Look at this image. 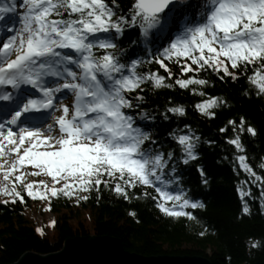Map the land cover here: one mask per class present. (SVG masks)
<instances>
[{"label":"snow or ice","instance_id":"obj_1","mask_svg":"<svg viewBox=\"0 0 264 264\" xmlns=\"http://www.w3.org/2000/svg\"><path fill=\"white\" fill-rule=\"evenodd\" d=\"M185 2L180 0L181 4ZM171 3L172 0H133L127 13L116 15V0H111V4L108 0H0V18L15 14L19 24L12 27V34L5 32L0 36V86L19 89L21 85H31L41 94L23 99L7 127L0 123V156H11V166L0 161V193L9 196L13 203H23L25 196L17 190L18 184L27 197L41 199L49 194L77 195L75 190L99 192L103 186L129 200V189L147 186L158 194L152 197L156 207L168 216L191 218L193 214L184 211L185 206L204 207L199 200L185 198L182 191L167 190L173 183L172 179L163 178L167 161L159 150L153 149L149 132L135 126L133 115L126 111L143 99L138 91L142 82L169 88L173 83H168L158 70L137 72L136 66L142 63L139 58L122 62L119 57L123 49L117 48L115 39L134 25L147 35V29L161 24L162 14ZM196 15L198 19L186 24L153 61L167 77H173V72L166 60L174 62L179 73H187L186 78L177 75L174 79L181 88L209 83L191 73L211 69L220 80L227 76L235 81L238 74L246 75L264 95V0H203ZM136 42L134 39L126 46ZM63 49L72 52L65 53ZM46 77L56 80L48 86ZM61 90L72 93L73 98L70 104L56 105L61 112L53 124L35 127L20 120L23 113L32 109L52 107L54 95ZM134 91L135 97L130 95ZM0 99L10 100L12 95L5 91ZM224 102L210 96L195 107L212 117L211 109ZM167 111L183 114L185 109L174 106ZM139 115L143 117V111ZM239 123L243 131V117ZM246 130L256 134L251 125ZM175 139L185 153V163L194 158L196 137L181 134ZM230 143L243 151L239 136ZM167 155L171 157L173 153L169 151ZM237 159L256 181L262 179L246 163L244 155ZM26 166H31V170L25 171ZM260 167L264 168V164ZM171 171H176L175 166ZM41 173L50 181L27 179ZM142 195L150 194L145 190ZM248 211L245 205L243 212ZM36 231L42 229L38 227Z\"/></svg>","mask_w":264,"mask_h":264},{"label":"trees","instance_id":"obj_2","mask_svg":"<svg viewBox=\"0 0 264 264\" xmlns=\"http://www.w3.org/2000/svg\"><path fill=\"white\" fill-rule=\"evenodd\" d=\"M108 2L111 4V0ZM132 3L133 0H116V15L127 13ZM196 3L198 0H190L176 12V17L191 18ZM138 28L139 25L126 28L123 36L115 39L117 48L123 49L119 58L122 62L139 58L142 63L136 66L137 72L158 70L173 87H153L142 82L138 91L143 99L137 102L133 112L142 130L149 132L153 149L159 150L167 161L163 178L173 180L167 190L182 191L185 198L192 202L199 200L204 207L185 206L184 211L192 212L191 218L172 217L156 207L152 197L158 194L152 187L129 189L131 198L125 200L101 186L99 192L92 189L77 190V195H50L48 204L49 211L55 215L54 223L51 230L39 226L42 232H37V225L25 216V208L32 200L23 194V203L18 200L13 203L8 196L0 199L9 201L0 203V264H11L25 252H55L64 241L90 234L117 238L124 250L142 256L199 255L207 257L211 264H254L264 260V186L258 190L249 185L248 193L245 180L249 173L240 167L237 159L244 155L264 185V168L260 167L264 164V95L259 94L246 75L238 74L235 81L227 76L220 80L211 69L191 73L208 80L205 85L190 84L185 88L175 85L177 75L186 78L188 74L179 73L178 66L166 60L173 72V77H167L153 61L168 40V33L163 38L153 33L157 29L161 32L163 25L147 29V35ZM134 39L135 44L126 46ZM230 71L235 70L230 68ZM193 88L197 91L193 92ZM130 95L135 97V91ZM210 96L225 101L211 109L212 117L195 107ZM174 106H183L184 113L167 111ZM141 111L143 117L139 115ZM240 117L245 120L243 131ZM229 120L235 123L229 124ZM248 125L255 128V135L247 132ZM181 134L196 137L195 156L187 163L175 139ZM237 136L243 151L230 143ZM169 151L173 153L171 157L167 155ZM173 166L175 172L171 171ZM157 185L163 186L160 182ZM145 190L149 196L142 195ZM80 196L87 199H79ZM245 205L249 209L247 213L243 212ZM84 213L90 221L88 228L79 219Z\"/></svg>","mask_w":264,"mask_h":264},{"label":"water","instance_id":"obj_3","mask_svg":"<svg viewBox=\"0 0 264 264\" xmlns=\"http://www.w3.org/2000/svg\"><path fill=\"white\" fill-rule=\"evenodd\" d=\"M175 0H172V2ZM11 264H211L205 256L160 255L142 256L124 250L117 238L108 236H77L64 241L55 252L23 253ZM254 264H264L263 261Z\"/></svg>","mask_w":264,"mask_h":264},{"label":"rangeland","instance_id":"obj_4","mask_svg":"<svg viewBox=\"0 0 264 264\" xmlns=\"http://www.w3.org/2000/svg\"><path fill=\"white\" fill-rule=\"evenodd\" d=\"M65 53L71 54L72 50L70 49H63ZM73 98L72 93H67L64 97H61L57 104L59 103H65L70 104L71 100ZM61 110L59 108H55V110L52 112V114L49 117L48 122H46L45 125H51L54 123V118L57 117L60 114ZM43 127V126H42ZM55 131V129H54ZM0 161H3L5 165L11 166V156L5 157V156H0ZM2 166V165H0ZM25 171L31 170V166H26ZM2 175V174H0ZM27 179L30 180H45L46 182L50 181V178L46 176V174H39V175H29ZM246 186H247V191L248 193L250 192V189H248V186H256L258 190H260L264 185L260 181H256V178L253 176H248L247 179L245 180ZM255 181V183H253ZM60 183H63V181H60ZM59 185H57L58 187ZM34 188L36 187L35 185L33 186ZM21 188V186H20ZM41 189H44V185H40ZM19 190V189H18ZM23 191V190H22ZM77 191V190H75ZM49 197V196H48ZM47 197V198H48ZM31 199L30 197H28ZM34 199V198H33ZM47 201L43 199H36L33 200V203H31L28 207L25 208V216L28 218L29 221L32 222L34 226H42L45 230H51L50 222H52L55 219V215L53 212L47 210ZM83 216L79 217L80 220H82V223L87 226V228L90 226V221L87 217V215L84 213L82 214ZM91 235V234H90Z\"/></svg>","mask_w":264,"mask_h":264}]
</instances>
